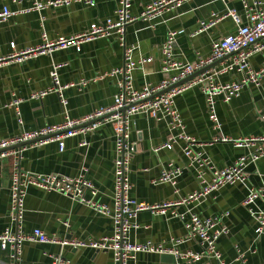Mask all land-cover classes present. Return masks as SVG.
Masks as SVG:
<instances>
[{
  "label": "crops",
  "instance_id": "1",
  "mask_svg": "<svg viewBox=\"0 0 264 264\" xmlns=\"http://www.w3.org/2000/svg\"><path fill=\"white\" fill-rule=\"evenodd\" d=\"M39 1L47 3L54 0ZM155 1L158 0H133L132 17H139ZM119 6L120 0H95L94 7L71 4L36 11L32 0H0V11L8 7L13 12L7 22L0 23V55H9L13 43L18 51L34 48L42 44L44 34L50 40L70 38L85 32L92 24L103 25L109 19L116 20L115 12ZM233 12L244 21L243 8L237 0H185L180 7L164 12L156 20L138 19L130 23L122 41L113 36L83 44L79 51L69 48L24 64L1 66L0 139L9 140L25 132L52 127L67 118H85L98 109L113 105L121 93V78L104 76L124 66L125 47L137 48L135 59L153 58V62L134 71L135 88L142 90L146 83L159 85L175 75L163 73L162 46L170 31H183L175 44V60L195 64L211 56L214 41L236 33L237 25L231 16ZM210 21H216L215 25L202 29V24H210ZM55 64L66 65L60 71L62 84L75 85L64 92L67 107L63 106L57 94H51L42 101L30 100L34 92L51 86L50 73ZM251 65L255 70L264 68V56L254 55ZM219 79L228 83L240 80L241 76L230 74ZM14 100L22 103L7 107ZM175 106L182 116L186 133L202 144L196 150L219 169L232 165L239 157L251 152L248 148L236 147L233 141L264 135V79L259 87L245 86L239 97L230 102H225L222 97L216 99L219 128L209 118L206 96L200 86L176 97ZM130 137L136 146L129 166L131 197L137 203L149 206L177 204L202 189V182L184 156L182 144L173 150L155 152L170 137L165 122L146 115L135 116L130 121ZM223 138L230 142H220ZM115 160L116 133L112 123L102 124L88 134L68 138L63 152L57 143L27 146L19 159L21 170L33 175L67 178L84 175L98 191L96 203L112 210ZM15 162L13 155L0 160V233L11 226V185ZM170 163L182 169L183 174L177 184L155 185L153 181ZM246 173V185L227 186L198 204L172 206L163 214L141 212L136 221L138 227L131 233V241L136 244L151 241L170 246L171 240L187 237L188 212L202 219L228 214L223 220L228 234L217 243L225 263L240 264L238 257L244 254L246 264H264V237L257 236V222L252 215L264 211V201L259 199L251 206L244 205L251 189L264 190V157L249 164ZM207 179L210 180V175ZM181 214H185L184 219L176 217ZM36 228L61 239L99 241L113 234L114 224L111 217L101 215L85 204L30 186L25 199L22 231L31 233ZM178 249L181 252L197 251L199 247L195 242H186ZM49 255L60 256L69 264L113 263L112 252L25 243L21 264H52ZM0 264H12L8 251L0 249ZM136 264L186 263L179 262L171 254H139Z\"/></svg>",
  "mask_w": 264,
  "mask_h": 264
},
{
  "label": "built area",
  "instance_id": "2",
  "mask_svg": "<svg viewBox=\"0 0 264 264\" xmlns=\"http://www.w3.org/2000/svg\"><path fill=\"white\" fill-rule=\"evenodd\" d=\"M32 1L33 9L36 11H42L50 7L70 6L71 4L95 6V0H54L47 3L39 0ZM132 1L120 0V6L115 12L116 20L109 19L103 25L92 24L85 32L76 36L50 40L44 34L41 45L20 51L16 49V45L13 43L11 44L12 52L9 55H0V67L10 63L24 64L40 56H52L59 50L75 48L79 51L83 44L113 36H118L122 41L126 27L130 23L138 19L156 20L164 12H171L180 7L185 0L155 1L149 4L137 18L132 17L130 13ZM237 1L242 5L244 21L235 12L231 14L237 25V31L235 34L214 41L210 57L195 64H184L176 61L174 48L178 36L183 34V31H170L162 46L163 73H175V75L159 85L154 86L146 83L142 90H137L134 85V71L153 62V58L140 57L135 59L134 53L137 48L134 46L125 47L124 66L104 76H120L121 78L119 81L121 93L115 98L113 105L98 109L85 118L74 120L67 118L65 122L52 127L25 132L9 140L0 139V160L11 155L16 157L11 185V226L0 233V249L10 253L12 264H21L22 248L25 243L58 245L62 248H90L99 252H112V264H136L139 254H171L179 262L185 261L186 264H226L221 252L217 249V243L223 236L228 234V228L223 224V220L228 214L202 219L198 215L188 212L190 220L186 225L187 237L171 240L170 246L163 243L155 244L151 241L136 244L131 241L130 236L133 230L138 227L136 221L141 212L151 211L154 214H163L166 209L172 206L187 207L198 204L209 195L217 193L227 186L246 185L248 180L247 166L251 163H257L264 157V135L233 141L236 147L248 148L251 152L239 157L228 167L217 168L211 160L196 150L202 144L186 133L182 116L175 106L176 97L195 86H200L206 96L209 118L215 127L219 128L220 125L215 110L216 99L222 97L225 102H230L233 98L239 97L245 86L259 87L261 85L264 79V68L255 70L251 65V58L254 55L264 56V2L261 0ZM12 2H18V0H12ZM12 16L13 12L8 7H4L0 11V23L7 22ZM215 23L216 21H210V24L203 23L202 29H208L214 26ZM221 60L224 61L216 68L210 69L194 80L160 95L168 88ZM65 66V64H55L50 73L51 86L45 90L34 92L30 100L42 101L51 94H57L63 106L67 107L68 101L64 96V92L75 85L62 84L60 71ZM230 74H238L241 79L228 83L220 81L221 76ZM21 103V100H14L7 107L19 106ZM139 115H146L158 122L167 124L170 137L167 143L158 146L155 152L173 150L176 145L182 144L185 158L189 161V165L194 168L198 180L203 184L200 191L190 194L177 204L166 203L149 206L137 203L131 197L132 185L129 178V166L134 157L136 146L132 143L130 137V121L133 117ZM262 118L264 119V114ZM109 123L115 126L116 133L113 210L108 206L96 203L98 191L84 175L67 178L56 175H33L21 170L19 159L23 151L27 150V146L42 147L50 143H57L60 151L63 152L65 141L68 138L88 134L102 124ZM219 141L230 142L227 138ZM27 143L31 144L22 147L19 151H15L16 149L10 150V148L17 145ZM182 174L180 167L170 163L153 183L155 185H176ZM208 175H210V180L207 179ZM30 186L64 195L91 207L101 215L111 217L114 224L113 234L99 241H81L49 236L39 228L34 229L31 233H24L22 226L24 223L25 199L27 189ZM259 199L264 201V190L251 189L244 205L251 206ZM252 215L257 222V236L264 237V211L254 212ZM176 217L184 219L185 214L176 215ZM186 242H195L199 249L197 251L181 252L178 248ZM49 257L52 259V264H69L60 256L49 255ZM238 261L240 264H246L244 254L239 255Z\"/></svg>",
  "mask_w": 264,
  "mask_h": 264
},
{
  "label": "water",
  "instance_id": "3",
  "mask_svg": "<svg viewBox=\"0 0 264 264\" xmlns=\"http://www.w3.org/2000/svg\"><path fill=\"white\" fill-rule=\"evenodd\" d=\"M223 61H224V60H221V61H219V62H216V63H214L213 65H211V66L205 68L204 70H201V71H199V72L193 74L192 76L186 78L185 80L181 81L180 83H178V84H176V85H174V86L168 88L166 91L162 92L160 95H163V94L169 92L170 90H172V89H174V88H176V87H179V86H181V85H184V84H186V83H188V82L194 80L195 78L199 77L200 75H202V74L205 73L206 71H208V70H210V69H214V68H216V67H217L218 65H220V63H222ZM30 144H31V143L20 144V145H17V146H15V147H13V148H10V150H13V149H22V147H24V146H26V145H30Z\"/></svg>",
  "mask_w": 264,
  "mask_h": 264
}]
</instances>
